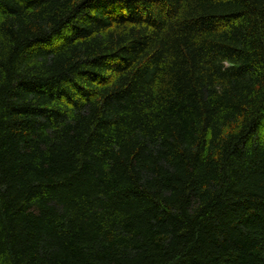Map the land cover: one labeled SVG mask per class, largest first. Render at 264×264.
<instances>
[{
  "label": "trees",
  "instance_id": "obj_1",
  "mask_svg": "<svg viewBox=\"0 0 264 264\" xmlns=\"http://www.w3.org/2000/svg\"><path fill=\"white\" fill-rule=\"evenodd\" d=\"M0 264H264V0H0Z\"/></svg>",
  "mask_w": 264,
  "mask_h": 264
}]
</instances>
